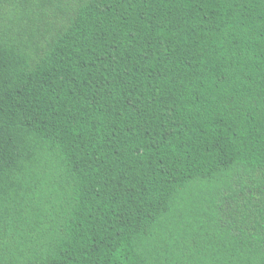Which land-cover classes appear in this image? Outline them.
<instances>
[{
    "label": "trees",
    "instance_id": "1",
    "mask_svg": "<svg viewBox=\"0 0 264 264\" xmlns=\"http://www.w3.org/2000/svg\"><path fill=\"white\" fill-rule=\"evenodd\" d=\"M0 264H264V0H0Z\"/></svg>",
    "mask_w": 264,
    "mask_h": 264
}]
</instances>
